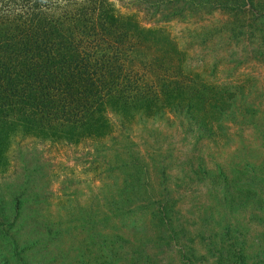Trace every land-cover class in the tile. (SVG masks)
Segmentation results:
<instances>
[{
	"label": "rangeland",
	"instance_id": "1",
	"mask_svg": "<svg viewBox=\"0 0 264 264\" xmlns=\"http://www.w3.org/2000/svg\"><path fill=\"white\" fill-rule=\"evenodd\" d=\"M194 10L163 26L230 108L81 141L2 125L0 264H264V0Z\"/></svg>",
	"mask_w": 264,
	"mask_h": 264
},
{
	"label": "trees",
	"instance_id": "2",
	"mask_svg": "<svg viewBox=\"0 0 264 264\" xmlns=\"http://www.w3.org/2000/svg\"><path fill=\"white\" fill-rule=\"evenodd\" d=\"M256 2L0 0V128L81 141L110 113L122 122L187 114L212 128L231 105L186 72L185 52L163 24L197 8Z\"/></svg>",
	"mask_w": 264,
	"mask_h": 264
}]
</instances>
